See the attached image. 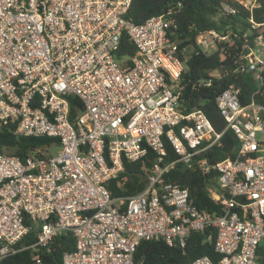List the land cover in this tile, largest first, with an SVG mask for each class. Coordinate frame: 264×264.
Masks as SVG:
<instances>
[{"label":"built area","instance_id":"2783aa9c","mask_svg":"<svg viewBox=\"0 0 264 264\" xmlns=\"http://www.w3.org/2000/svg\"><path fill=\"white\" fill-rule=\"evenodd\" d=\"M132 3L0 0V124L13 125L18 136L55 138L59 148L56 156L51 147L24 159L0 154V262L70 233L73 250L60 264H134L140 242L183 249L196 233L222 256L219 264H262L264 20L254 17L259 0H222L219 15L239 14V20L195 37L198 50L225 52L232 72L250 74L254 84L247 94L235 82L218 94L220 133L182 99L180 79L190 51L177 39L181 6L135 24L125 18ZM123 35L133 55L121 54ZM227 130L238 144L235 157L208 165L201 155L218 146ZM149 153L145 188L113 197L108 185L124 162ZM177 164L216 172L208 195L218 213L198 209L188 189L165 178ZM31 232L35 242L20 245ZM33 258L42 264L39 255ZM188 264L213 261L202 256Z\"/></svg>","mask_w":264,"mask_h":264},{"label":"trees","instance_id":"16d2710c","mask_svg":"<svg viewBox=\"0 0 264 264\" xmlns=\"http://www.w3.org/2000/svg\"><path fill=\"white\" fill-rule=\"evenodd\" d=\"M222 0H133L125 18L135 24L144 22L151 16L161 14L169 7L177 4L181 10L176 14L180 30L177 39L181 41L179 47L188 46L189 56L184 62L180 86L182 99L187 110L199 109L208 118L215 132L220 133L224 128V121L215 104V99L227 86L235 82L242 88V94H247L254 87L252 77L248 73L235 74L229 57L221 50L206 54L198 50L195 44L196 35L205 30H222L229 24H234L238 16L224 17L219 15ZM260 7L255 11L257 21L264 20V0H259ZM240 15L244 16L243 13ZM189 27H191L189 29ZM196 51H199L196 53ZM134 48L122 36L121 54L133 55ZM217 70L218 78H211L209 73ZM210 84L206 85V81ZM13 125L0 124V154L15 155L22 159L33 152L43 151L57 145L55 138L23 137L14 133ZM238 148L234 134L227 130L223 133L220 144L204 152L201 157L208 165L218 161L234 158ZM168 157L173 158L170 146H167ZM152 154L138 162H124V170L116 180L109 183L108 188L113 197L134 196L146 186L145 168L151 165ZM165 178L188 189L194 204L198 209L218 213L219 207L209 198L208 188L216 187L217 175L214 170L202 174L197 169H186L177 164ZM123 183L122 186L118 183ZM34 233L27 234L19 243L30 246L35 242ZM73 250V239L70 233L55 238L47 247L25 249L0 262V264H35L33 256L39 255L42 264H60L64 253ZM207 256L213 264H219L222 256L214 251L212 243L204 241V236L192 233L186 246L181 249L168 247L163 242L142 241L136 247L133 255L134 264H188L195 259ZM258 261L264 264V241L257 249Z\"/></svg>","mask_w":264,"mask_h":264},{"label":"rangeland","instance_id":"374dc122","mask_svg":"<svg viewBox=\"0 0 264 264\" xmlns=\"http://www.w3.org/2000/svg\"><path fill=\"white\" fill-rule=\"evenodd\" d=\"M59 152V148L57 146H53L51 149H50V154L52 156H56Z\"/></svg>","mask_w":264,"mask_h":264},{"label":"bare ground","instance_id":"6f19581e","mask_svg":"<svg viewBox=\"0 0 264 264\" xmlns=\"http://www.w3.org/2000/svg\"><path fill=\"white\" fill-rule=\"evenodd\" d=\"M172 72L175 74V72L172 70Z\"/></svg>","mask_w":264,"mask_h":264}]
</instances>
